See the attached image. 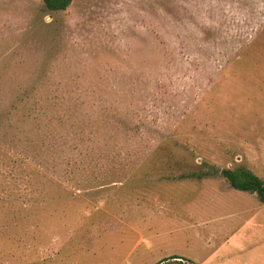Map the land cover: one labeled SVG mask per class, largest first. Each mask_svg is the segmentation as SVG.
Listing matches in <instances>:
<instances>
[{
    "label": "rangeland",
    "instance_id": "obj_1",
    "mask_svg": "<svg viewBox=\"0 0 264 264\" xmlns=\"http://www.w3.org/2000/svg\"><path fill=\"white\" fill-rule=\"evenodd\" d=\"M237 167L264 180V0H0V264H264Z\"/></svg>",
    "mask_w": 264,
    "mask_h": 264
},
{
    "label": "trees",
    "instance_id": "obj_2",
    "mask_svg": "<svg viewBox=\"0 0 264 264\" xmlns=\"http://www.w3.org/2000/svg\"><path fill=\"white\" fill-rule=\"evenodd\" d=\"M72 0H43V3L49 11H61L67 9ZM219 174L235 189L256 194L259 201L264 205V180L246 167L225 168L219 171ZM210 173L201 176H208ZM174 259V264H193L189 259L179 256H170L159 263ZM158 263V264H159Z\"/></svg>",
    "mask_w": 264,
    "mask_h": 264
},
{
    "label": "crops",
    "instance_id": "obj_3",
    "mask_svg": "<svg viewBox=\"0 0 264 264\" xmlns=\"http://www.w3.org/2000/svg\"><path fill=\"white\" fill-rule=\"evenodd\" d=\"M248 169H250L251 171H253L254 173H255V170L253 169V168H249V167H247ZM256 174V173H255ZM257 175V174H256ZM260 177V176H259ZM203 178H213V177H211L210 175H208V176H205V177H201V178H199V180L200 179H203ZM261 178V177H260ZM230 185V184H229ZM230 187H232L231 185H230ZM233 188V187H232ZM235 189V188H234ZM215 197H217V198H220V197H222L223 195H219V194H215L214 195ZM217 205V208L219 209V212H223V211H225L224 213H221V214H224L223 216L221 215L220 217H222V219H223V221H228V220H230V219H234L235 217H236V212H237V210H238V207H236V206H234V205H231V203L230 202H228L227 200H225L224 201V199L222 198V199H219V201H218V203L216 204ZM241 209H244V207L243 208H241ZM219 217V218H220ZM207 220H203V222H206ZM207 225V223L206 224H204L203 225V227L201 228V230H203L201 233H203V234H205L206 235V239H210V238H212L213 236H212V234H213V231H212V229H210V227L208 226V227H205ZM225 228H226V226L222 229V230H225ZM174 256H179V257H183V258H185V259H189V260H191L192 262H193V264H196V262H194L191 258H188V257H186V256H184V255H181V254H177V255H174ZM249 264H252V259H251V257L249 258Z\"/></svg>",
    "mask_w": 264,
    "mask_h": 264
}]
</instances>
